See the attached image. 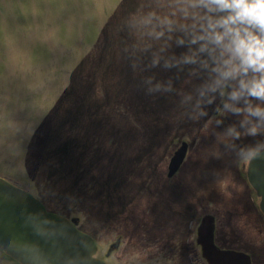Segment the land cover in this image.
I'll list each match as a JSON object with an SVG mask.
<instances>
[{"label":"rangeland","instance_id":"1","mask_svg":"<svg viewBox=\"0 0 264 264\" xmlns=\"http://www.w3.org/2000/svg\"><path fill=\"white\" fill-rule=\"evenodd\" d=\"M171 7L0 0V176L48 211L76 218L107 264H209L197 239L206 215L218 247L264 264V213L247 178L250 159L239 151L264 142V133L220 142L217 134L243 114L222 115L219 96L192 118L206 71L165 67L188 45L155 39L139 24L150 10ZM148 77L172 89L149 92ZM184 142L187 153L169 175ZM0 264L21 263L0 250Z\"/></svg>","mask_w":264,"mask_h":264},{"label":"clouds","instance_id":"2","mask_svg":"<svg viewBox=\"0 0 264 264\" xmlns=\"http://www.w3.org/2000/svg\"><path fill=\"white\" fill-rule=\"evenodd\" d=\"M171 4L170 12L150 10L139 24L148 36L174 38L177 44L188 45L180 56L164 59L165 67L191 64L206 71L207 78L198 88L190 113L192 118L205 115L202 105L213 103L219 96L222 107L218 106V111L222 115L243 114L239 126L230 124L217 134L220 142L234 146L242 135L264 133V0H171ZM161 59L160 54H154L151 64L157 65ZM153 80L147 78L149 92L172 89L171 81ZM184 100L192 101V94ZM261 150L264 142L239 149L245 159Z\"/></svg>","mask_w":264,"mask_h":264},{"label":"water","instance_id":"3","mask_svg":"<svg viewBox=\"0 0 264 264\" xmlns=\"http://www.w3.org/2000/svg\"><path fill=\"white\" fill-rule=\"evenodd\" d=\"M187 150L184 142L175 151L169 175L180 167ZM247 178L264 213V150L250 158ZM198 233L209 264H251L248 253L215 244L214 216L203 217ZM96 249L95 239L79 229L76 218L48 211L31 192L0 176L1 251L21 264H107L94 256Z\"/></svg>","mask_w":264,"mask_h":264},{"label":"flooded vegetation","instance_id":"4","mask_svg":"<svg viewBox=\"0 0 264 264\" xmlns=\"http://www.w3.org/2000/svg\"><path fill=\"white\" fill-rule=\"evenodd\" d=\"M182 144H183V143H182ZM197 239H198V238H197ZM120 242H121V239H119V245H120ZM119 245H118V246H119ZM114 246H115V244H114ZM118 246H117V247H118ZM198 246L200 247V249H201V251H202V254H203L202 245H201V244H198Z\"/></svg>","mask_w":264,"mask_h":264}]
</instances>
